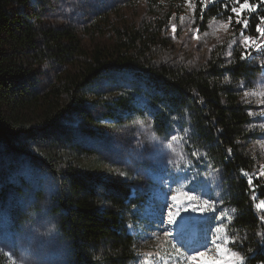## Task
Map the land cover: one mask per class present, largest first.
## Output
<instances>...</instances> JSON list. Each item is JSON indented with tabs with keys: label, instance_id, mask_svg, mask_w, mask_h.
I'll return each instance as SVG.
<instances>
[{
	"label": "trees",
	"instance_id": "1",
	"mask_svg": "<svg viewBox=\"0 0 264 264\" xmlns=\"http://www.w3.org/2000/svg\"><path fill=\"white\" fill-rule=\"evenodd\" d=\"M52 3L0 0L3 192L15 187L8 180L13 165L23 162L45 172L55 184L51 211L65 242L66 264H138L137 238L127 226L135 219L133 209L144 199L143 189L127 180L81 170L76 164L92 155L84 140L93 137L99 126L94 116L105 112L103 105L87 111L84 93L111 73L132 74L152 87L148 104L153 108L150 124L155 135L165 137L180 123L179 128L187 129L196 148L217 170L234 213L226 228L227 249L243 258L241 264H264V211L256 207L264 200V176L249 151L254 139L249 131L251 119L236 87L264 76V47L259 51L238 47L223 68L219 57L203 68H185L162 58L170 28L178 21L176 12H156L152 3L144 21L115 27L108 24L107 13L101 17L96 10L91 15L103 20L106 30L95 34L102 30L95 27L90 33L104 40L85 47L74 25L49 23ZM250 3L257 10L244 13L248 28L236 25L233 18L234 31L264 45V37L255 32L259 17L264 16V3ZM231 6H235L232 0H207L203 8L199 0L197 26L202 29L211 20L227 21ZM112 104L120 111L128 106L122 96L112 99ZM104 118L114 120L112 113ZM73 123L77 128L71 127Z\"/></svg>",
	"mask_w": 264,
	"mask_h": 264
},
{
	"label": "rangeland",
	"instance_id": "2",
	"mask_svg": "<svg viewBox=\"0 0 264 264\" xmlns=\"http://www.w3.org/2000/svg\"><path fill=\"white\" fill-rule=\"evenodd\" d=\"M105 1L52 0L48 21L74 25L83 45L88 47L103 39L90 33L95 27L102 29L95 34L106 30L103 20L91 15L96 10L101 11V17L107 13L108 24L118 27L144 21L154 3L156 12L161 9L178 14L176 32L170 28V40L162 56L170 64L203 68L209 60L219 57L223 68L238 47L247 51L256 49L254 45L246 48L241 32H235L233 24L222 28L221 23L226 21L211 20L199 29L193 10L199 0H191V8L187 0H107L103 7ZM236 87L251 119L249 131L254 139L249 151L257 158L262 172L264 129L260 124L264 123V95H261L264 76L239 82ZM152 92L146 80L132 74L111 73L96 80L84 93L83 104L90 112L103 105L105 112L99 110L94 116L99 126L93 137L84 140L92 155L80 158L76 164L81 170L127 180L143 189L144 199L133 209L135 219L127 226L128 232L137 238L138 264H189L186 257L199 253L206 255L192 264H212L221 255L216 244L227 237L233 210L227 204L217 170L196 148L187 129L179 128L178 123L169 135L162 138L155 135L150 124L153 108L148 104ZM117 96L127 100L128 106L122 111L112 104ZM106 113H112L114 120L104 118ZM71 127L77 128L75 123ZM13 166L8 180L15 187L4 193L0 180V264H66L65 242L58 233L57 217L51 211L55 195L53 179L23 162ZM185 193L195 199L189 201ZM173 195L177 196L175 201ZM169 210L183 218L169 224ZM217 227L224 231L216 233ZM162 229L171 232L168 239L183 255L164 242Z\"/></svg>",
	"mask_w": 264,
	"mask_h": 264
},
{
	"label": "snow or ice",
	"instance_id": "3",
	"mask_svg": "<svg viewBox=\"0 0 264 264\" xmlns=\"http://www.w3.org/2000/svg\"><path fill=\"white\" fill-rule=\"evenodd\" d=\"M188 2V6L191 8L193 7L191 0H187ZM262 3H264V0H262ZM200 4L203 6V8L207 7V0H200ZM232 4L235 6H231L230 8V12L232 15H229L227 17V21L221 23V27L224 29H227L229 27V25L232 24L233 22V18H235V24L236 25H241L243 29H247L248 28V24L249 21L247 19L243 18V15L245 12L247 13H253L256 12L257 8L255 5L250 3V0H232ZM225 7L227 8L228 5L225 4ZM195 10V9H193ZM201 19H203V14L201 15ZM259 21L260 23L256 26L255 28V32L259 34L260 37H264V27H261L260 25H264V16H260L259 17ZM172 32L175 33L176 32V27L173 26L172 27ZM241 35L243 36V44L247 47L249 46H255L256 50H260L262 47H264V45H261L260 43H257L255 39H253L251 36H247L244 35L243 32H241ZM244 58V57H242ZM261 95H264V93H262ZM264 102V101H262ZM260 127L262 129H264V123L260 124ZM245 175H247V173H244ZM261 175L264 176V172H261ZM249 185H252V180L249 179ZM186 195V198L191 201L194 200L195 197L191 196V195ZM172 200L175 201L177 199V196L173 195ZM205 207H207V202H205ZM256 207L262 211H264V200H260L258 204H256ZM168 223L172 224L175 222L176 220V213H174L173 211L169 210L168 211ZM222 219V217H221ZM163 231V237H164V242L168 243L171 245V247L179 254V255H183V253L179 252V249L176 248L175 244L171 243V240L168 239L171 236V232L168 229H162ZM216 233H221L224 231V229L222 227H217L215 229ZM219 239V237H218ZM215 243V241H214ZM228 243V238L224 237L222 243H217L216 244V248L218 250V252L221 254L217 259H214L212 264H237V262L242 261V257L234 251H230L227 248L224 247V245H226ZM206 253H199L198 256H187L186 259L188 260L189 264H192L193 261L200 259L201 257L205 256Z\"/></svg>",
	"mask_w": 264,
	"mask_h": 264
},
{
	"label": "bare ground",
	"instance_id": "4",
	"mask_svg": "<svg viewBox=\"0 0 264 264\" xmlns=\"http://www.w3.org/2000/svg\"><path fill=\"white\" fill-rule=\"evenodd\" d=\"M177 218H181V219H182V218H183V216H182V215H179V214H177V216H176V219H177ZM173 224H175V222H174Z\"/></svg>",
	"mask_w": 264,
	"mask_h": 264
}]
</instances>
